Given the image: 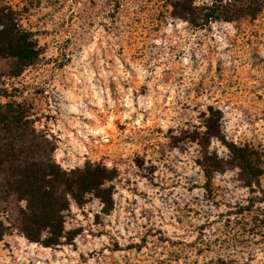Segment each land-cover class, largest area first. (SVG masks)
<instances>
[{"label": "rangeland", "instance_id": "obj_1", "mask_svg": "<svg viewBox=\"0 0 264 264\" xmlns=\"http://www.w3.org/2000/svg\"><path fill=\"white\" fill-rule=\"evenodd\" d=\"M171 1L0 0L39 49L18 76L0 58V101L24 106L63 168L114 174L110 209L90 193L71 201L74 235L52 247L21 234L9 203L0 264H264V0L254 17L205 24ZM209 106L225 140L260 151L258 185L231 164L206 184Z\"/></svg>", "mask_w": 264, "mask_h": 264}, {"label": "trees", "instance_id": "obj_2", "mask_svg": "<svg viewBox=\"0 0 264 264\" xmlns=\"http://www.w3.org/2000/svg\"><path fill=\"white\" fill-rule=\"evenodd\" d=\"M257 2L255 5L252 3ZM173 14L192 23L205 24L212 20L231 21L242 15L254 17L260 8L258 0H212L211 5L196 6L192 0L171 1ZM259 6V7H258ZM39 55L31 33L19 27L14 12L0 3V58L8 61V74L18 76ZM7 96L0 87V97ZM204 119V141H197L203 149L202 162L206 184L211 182L214 171H221L227 164L236 166L245 186L258 185L262 173L260 151L248 143L227 141L218 126L220 112L209 106ZM211 137L228 149L223 159L207 150L204 144ZM54 145L45 132L36 128L24 106L15 100L0 101V240L7 226L1 214L12 203L16 211V227L32 242L52 247L66 236L64 216L70 202H84L90 193L98 197L102 210L111 207V188L106 186L114 174L104 166L85 163L82 167L63 168L52 152Z\"/></svg>", "mask_w": 264, "mask_h": 264}, {"label": "clouds", "instance_id": "obj_3", "mask_svg": "<svg viewBox=\"0 0 264 264\" xmlns=\"http://www.w3.org/2000/svg\"><path fill=\"white\" fill-rule=\"evenodd\" d=\"M198 2H199V0H198ZM207 2L209 3V5H211L212 0H207Z\"/></svg>", "mask_w": 264, "mask_h": 264}]
</instances>
